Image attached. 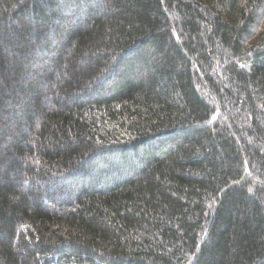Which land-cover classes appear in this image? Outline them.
Returning <instances> with one entry per match:
<instances>
[{"label":"trees","instance_id":"trees-1","mask_svg":"<svg viewBox=\"0 0 264 264\" xmlns=\"http://www.w3.org/2000/svg\"><path fill=\"white\" fill-rule=\"evenodd\" d=\"M0 264H264V0H0Z\"/></svg>","mask_w":264,"mask_h":264},{"label":"snow or ice","instance_id":"snow-or-ice-1","mask_svg":"<svg viewBox=\"0 0 264 264\" xmlns=\"http://www.w3.org/2000/svg\"><path fill=\"white\" fill-rule=\"evenodd\" d=\"M213 119H215V117H213Z\"/></svg>","mask_w":264,"mask_h":264}]
</instances>
